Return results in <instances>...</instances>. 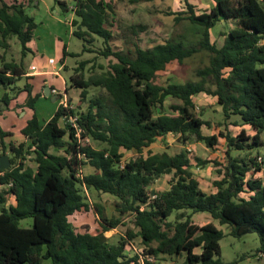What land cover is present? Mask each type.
<instances>
[{
	"label": "trees",
	"instance_id": "obj_1",
	"mask_svg": "<svg viewBox=\"0 0 264 264\" xmlns=\"http://www.w3.org/2000/svg\"><path fill=\"white\" fill-rule=\"evenodd\" d=\"M33 1L0 0V87L5 89L21 78L28 79L22 62L6 60L5 49L15 37L21 55L30 52L36 24L25 6ZM181 1L185 10L169 15L175 22L186 20L199 29L196 43L168 40L143 49L133 42L132 49L126 50H114L111 45L110 28L115 21L111 2L72 0L68 8L57 1L62 12L73 14L72 35L83 43L79 53L68 52L63 44L59 61L63 70L68 56L94 53L114 62L96 64L97 56L78 61L66 91L80 90L81 101L87 100L91 89L97 93L87 100L84 111L58 106L45 123L34 113L40 95L32 96L27 83L20 90L26 96L18 107L33 114L20 129L23 140L18 144H6L4 139L13 135L0 128L2 156L10 154V167L0 170V264H42L45 260L51 264H156L160 257L172 264L181 260V264H237L259 255L264 259V178L259 176L264 161L252 152L264 148V0H212L209 11L199 14L188 0ZM218 24H232L222 34L220 47L210 38ZM200 52L208 54V65L196 72L198 81L155 82L169 64H182ZM199 94L216 99L224 132L203 134V126L209 123L195 113L193 99ZM14 98L5 92L0 102L8 108ZM168 98L176 101L169 105L171 113H165ZM70 118H76V129L69 124ZM230 125L240 127L239 133L232 135ZM169 134L178 136L183 145L193 139L213 150L220 146L219 139L224 141L222 161L216 162L215 192L200 188L186 149L175 154L148 150L144 155L158 138ZM124 152L136 156L124 161ZM27 158L33 166L26 164ZM197 163L205 166L208 162ZM84 166L93 172L78 177ZM165 175L172 176L169 188L152 195L150 186ZM83 188L116 198L118 217H107L103 206L88 203ZM7 197H13L14 203L6 206ZM91 213L93 230H77L73 217ZM196 213H208L219 225L228 226L235 239L255 234L259 240L256 253L222 261L219 242L223 233L212 223L194 224ZM126 215H131L134 230L110 244L105 233L125 226L121 219ZM26 219L32 224L23 228L20 222ZM135 238L140 239L143 251L125 255Z\"/></svg>",
	"mask_w": 264,
	"mask_h": 264
},
{
	"label": "rangeland",
	"instance_id": "obj_2",
	"mask_svg": "<svg viewBox=\"0 0 264 264\" xmlns=\"http://www.w3.org/2000/svg\"><path fill=\"white\" fill-rule=\"evenodd\" d=\"M63 1L68 6L72 5V0H57ZM56 0H35L27 3L25 6V12L27 15L34 19L36 28L34 30V36L29 48L33 53L26 52L23 57L21 55V46L17 38L11 37L8 40V48L5 49V58L9 62L19 63L22 62L26 72H29V66L32 63L36 64V60L42 56L43 61L53 59L57 61L60 45L65 44L67 51L71 53H79L82 48V41L78 40L72 35L73 28L69 21L74 16L71 12L64 13L59 7ZM106 3L111 2L114 6L115 21L112 23L113 27L110 29L113 32L114 40L111 45L114 50L119 49H132V43L136 42L141 48L149 49L154 45L162 44L168 40H180L182 39L187 44H194L200 38L199 29L191 26L188 21L183 20L175 22L174 16L169 15L185 10L184 3L181 0H156L154 2H143L141 0H104ZM190 4L195 6V12L197 14L203 11H209L213 6L212 0H188ZM232 27V24L223 25L218 24L210 31L211 41L220 47L223 43L224 37L222 34L226 32L228 28ZM135 36H137L135 38ZM59 44V45H58ZM100 41L96 42V46L100 47ZM3 50L0 48V53ZM35 54V56H34ZM97 56L96 54H84L79 58H73L68 56L66 58V69L63 70L62 65L57 61L55 69L58 71L60 77L66 82L67 88H69V77L72 75V70L77 66V62L80 60H91ZM48 62V61H47ZM110 62H114V59H103L97 56L95 59L96 64L107 66ZM208 65V54L206 52H200L185 60L182 64L172 62L166 69L159 72L155 78V82L159 85H165L168 83L183 84L188 81L196 82L199 78L196 76V72L199 69H203ZM85 70V76L89 75L88 68ZM56 78V77H55ZM57 80V81H56ZM27 79L21 78L16 82L15 86L7 89L0 87V98L5 92L9 97H15L11 100L8 108L4 103L0 102V128L4 131H9L13 134L12 137L4 139L7 144L9 141L20 143L23 140L20 133L17 131L18 127L25 124V122L32 117L33 111L28 108H24L23 111L18 107L17 103L23 101L22 90ZM52 85L55 89L61 90L62 84L58 79L53 80ZM12 89V90H11ZM70 90V89H69ZM17 91L18 94H17ZM97 91L91 89L89 91L87 100L91 98ZM81 101L80 90L71 89L67 102H69L73 108H78L79 111H84L87 107L88 101ZM195 113L204 121L209 123V126H203V134L206 136L217 135L219 132H224V127L221 126L223 118L220 107L216 103V99L205 94H199L194 99ZM176 103L175 100L168 98L165 102V113H171L169 105ZM58 107V102H53L50 97L38 98L34 104V113L37 119L41 123L47 122L55 113ZM64 126V122L60 123ZM247 132H250L249 127H243ZM240 127L230 125L228 131L232 135H236L240 131ZM264 140V133L262 134ZM93 146V143L90 142ZM220 146L213 150L207 148L203 143L196 142L193 139L186 145L180 142V139L176 135L169 134L164 138H158L148 149L144 150V155L147 151L152 153H161L163 151L169 154L179 153L181 150L186 149L192 160V172L194 177L199 182L200 188L206 193L215 192L213 182L218 180L217 171L219 167L216 162H221L223 158L222 152L224 151L225 143L222 139H219ZM253 156L261 158L264 161V148H256L253 151ZM10 158V154H5ZM2 156V146L0 143V157ZM133 152H124V161L135 157ZM197 160L208 162L205 166H200ZM26 164L33 166L34 164L27 158ZM10 167V161H9ZM93 170L89 166L82 168L83 174L92 173ZM264 178V172L259 174ZM171 175H165L156 180L151 186L150 190L162 192L169 188L171 181ZM3 189L0 186V191ZM84 196L90 204H100L105 210L107 217H118V213L115 211V204L117 199L109 194L97 193L93 190H84ZM14 203L13 197H7L6 206ZM5 206V207H6ZM1 209V206H0ZM173 217L170 218L172 220ZM73 223L77 230H93V214H78L73 217ZM122 223L125 226H118L114 230H110L105 233V237L110 244H115L118 239L126 234V231L132 229L130 224L131 215H126L122 219ZM192 222L198 226H203L207 223H212L217 229L223 233V238L219 242L221 260L224 262H233L238 260L241 256L255 254L259 248V240L255 234H248L240 239H235L229 235L230 228L226 225H219L216 220H213L208 213H196L192 216ZM32 224L31 219H26L20 222L21 227L28 228ZM143 251V246L139 238H135L130 241L125 249V255L132 256L137 253L140 254ZM181 261L175 264H181ZM42 264H51L49 260H45ZM156 264H172L171 260L166 257H160ZM237 264H260L257 259H250L249 261L238 262Z\"/></svg>",
	"mask_w": 264,
	"mask_h": 264
},
{
	"label": "crops",
	"instance_id": "obj_3",
	"mask_svg": "<svg viewBox=\"0 0 264 264\" xmlns=\"http://www.w3.org/2000/svg\"><path fill=\"white\" fill-rule=\"evenodd\" d=\"M68 8H70V6H68ZM71 20L72 19H70V21H69L70 25H71ZM31 42L28 44V48H29V45L31 44ZM62 46L63 45H60V50H59L58 58H57V61L58 62L60 61V58L62 57ZM29 53H33L31 49H30V52ZM34 56H35V54H34ZM42 59H43L42 56L40 58L38 56V59L35 61L36 64L35 63H32V65H34V66L37 67V71L36 72H34V73L27 72V74H26V76L28 77L26 83L29 84V86L32 87V96L40 95L39 98L45 97L44 96L45 93L48 92V89L47 88H49V89L54 88L53 85H52V82L55 79H58L59 78V80L61 81L62 87H65V88L67 87L66 82L60 77V75L58 77H56V76L51 75L49 73L50 70L52 69V67H50L48 65V62H47L48 60L47 61H43ZM65 62H66V59L64 60V66L66 68V63ZM32 65H30V66H32ZM70 91H71V89L68 90V92H67V95L68 96H69V92ZM23 93H24V95H23V100H24L25 99V96H26V93L25 92H23ZM48 97H50L53 102H58V106H59V101L57 99V96L50 94V90H49V96ZM25 124H26V122H25ZM25 124L22 125V126H20V127H18L17 131L19 132L20 129H22L25 126ZM250 259H246L244 261H249ZM252 259H257L260 262V264H264V259L262 258L261 255L255 257V258H252Z\"/></svg>",
	"mask_w": 264,
	"mask_h": 264
},
{
	"label": "built area",
	"instance_id": "obj_4",
	"mask_svg": "<svg viewBox=\"0 0 264 264\" xmlns=\"http://www.w3.org/2000/svg\"><path fill=\"white\" fill-rule=\"evenodd\" d=\"M56 64H57V61H55L53 59H49L48 60V65L50 67H52V69L50 70L49 73L51 75H54V76L58 77L59 76V73L55 69V65ZM62 68H63V65H62ZM36 71H37V67L36 66L32 65V66L29 67V72L30 73H34ZM50 94L57 96V99L59 101V106H62L65 110H68V109H72L73 108V106L69 102H67L68 95H67V91H66V88L65 87H63V89H61V90H57L55 88H51L50 89ZM75 120H76V118H70L68 120V122H69V124L71 126H73L76 129L77 128V125L75 123ZM260 160H261V158H258V161H260ZM77 176L78 177H81L82 176V171H80V173H78ZM149 260H151V259H149Z\"/></svg>",
	"mask_w": 264,
	"mask_h": 264
},
{
	"label": "water",
	"instance_id": "obj_5",
	"mask_svg": "<svg viewBox=\"0 0 264 264\" xmlns=\"http://www.w3.org/2000/svg\"><path fill=\"white\" fill-rule=\"evenodd\" d=\"M48 89V92L45 93V97H48L49 96V88ZM9 168V160H8V157L6 155H3L0 157V170H6ZM155 191H152L151 194L154 195Z\"/></svg>",
	"mask_w": 264,
	"mask_h": 264
}]
</instances>
